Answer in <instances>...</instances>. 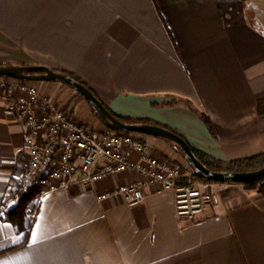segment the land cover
I'll return each mask as SVG.
<instances>
[{
  "label": "crops",
  "instance_id": "1",
  "mask_svg": "<svg viewBox=\"0 0 264 264\" xmlns=\"http://www.w3.org/2000/svg\"><path fill=\"white\" fill-rule=\"evenodd\" d=\"M0 63L70 73L116 117L162 126L216 161L264 154L263 0H0ZM32 83L43 94L56 85ZM16 95L0 92V264H264V181H200L191 170L182 178L219 198L191 223L176 216L172 189L149 186L128 207L98 198L135 175L83 186L76 174L34 198L19 231L8 193L28 151L4 98ZM146 142L183 166L166 141Z\"/></svg>",
  "mask_w": 264,
  "mask_h": 264
},
{
  "label": "built area",
  "instance_id": "2",
  "mask_svg": "<svg viewBox=\"0 0 264 264\" xmlns=\"http://www.w3.org/2000/svg\"><path fill=\"white\" fill-rule=\"evenodd\" d=\"M0 79L17 94L4 98L8 111L24 124L28 151L26 167L11 189L14 206L32 190H38L35 198L39 199L67 187L76 174L80 176L79 183L90 186L123 173L137 178L98 199L120 197L125 205L134 207L143 202L144 190L149 186L160 191L172 189L176 216L187 223L201 216L208 201L219 202L218 196L204 194L194 180H184L176 163L154 156L146 135L108 132L102 123L99 128L95 122L90 124L88 115H81L78 109L83 116L80 119L50 95H42L31 82ZM27 215L31 219L33 212Z\"/></svg>",
  "mask_w": 264,
  "mask_h": 264
},
{
  "label": "water",
  "instance_id": "3",
  "mask_svg": "<svg viewBox=\"0 0 264 264\" xmlns=\"http://www.w3.org/2000/svg\"><path fill=\"white\" fill-rule=\"evenodd\" d=\"M37 74V75H33ZM0 78L22 80L26 82H51L65 85L77 92L91 107L102 125L110 131L142 134L169 141L176 145L184 155L186 162L199 176L215 181L250 184L264 181V168L249 173L214 172L204 167L192 152L184 139L165 128L154 125H135L121 122L98 101V99L84 86L77 83L68 75L52 71L39 66L0 67Z\"/></svg>",
  "mask_w": 264,
  "mask_h": 264
},
{
  "label": "trees",
  "instance_id": "4",
  "mask_svg": "<svg viewBox=\"0 0 264 264\" xmlns=\"http://www.w3.org/2000/svg\"><path fill=\"white\" fill-rule=\"evenodd\" d=\"M0 67H13V66L0 63ZM18 67H23V66H18ZM62 74L68 75L70 78H72L73 80H75L77 83H79L82 86H84L86 89H88L98 99V101H100V99L97 97V95L84 82H82L79 78H77L76 76H74V75H72L70 73L62 72ZM33 75H37V74H33ZM19 81L26 82V81H22V80H19ZM100 103L109 111V109L101 101H100ZM92 112L94 113L93 110H92ZM109 113L112 116H114L115 118H117L118 120H120L121 122H124L126 124L154 125V126L162 127V126H159L157 124L150 123V122L144 121V120H136V121H134V120H128V119L118 118L115 115H113L110 111H109ZM258 113L259 114H262V113L264 114V111L261 112V111H259V108H258ZM96 117H97V115H96ZM200 118L202 119V121L204 122V124L208 127V129L211 130V123H210V120L208 119V117H206L204 114H200ZM162 128H164V127H162ZM106 130L108 132H111V133L112 132L113 133L120 132V131H116V132L115 131H110L108 129H106ZM170 132H172V131H170ZM172 133H174V132H172ZM174 134H176V133H174ZM176 135H178V134H176ZM179 137H181V136H179ZM164 141H166V140H164ZM166 142L168 144H170L174 149H176V151L184 158L183 153L181 152V150L176 145H174L173 143H171L169 141H166ZM191 150L194 153V155L196 156V158L199 160V162L204 167H206L208 170L214 171V172L249 173V172L258 171V170L264 168V154H260V155H256V156H252V157H248V158H244V159H240V160H236V161H231V162L224 163V162L216 161V160H214V159H212V158H210V157H208V156H206L204 154L198 153L197 151H195L192 148H191ZM192 175L195 177V179L200 180V181L221 183V181H215V180H212V179H208V178L199 176L194 171L192 172ZM259 183L260 182H258V183H250V184H245L244 186L245 187H254V186H256ZM38 194H39L38 190H32V191H30L28 196L21 197L19 199L18 205H16V207L14 208V210H12L8 214V217H7L8 220L19 231H22L23 230L22 227H23V224H24V217H25V212H26V206H28V204L31 201H33L34 198ZM8 195H10L12 197V199L15 198V194L12 193V192L11 193L9 192ZM262 195H264V192H262Z\"/></svg>",
  "mask_w": 264,
  "mask_h": 264
},
{
  "label": "rangeland",
  "instance_id": "5",
  "mask_svg": "<svg viewBox=\"0 0 264 264\" xmlns=\"http://www.w3.org/2000/svg\"><path fill=\"white\" fill-rule=\"evenodd\" d=\"M4 88H9L8 85H7V82L0 79V92H2V90ZM41 94H43V93H41ZM43 95H50L51 97H53V99L55 101H57L60 105H62V107H66V109L69 110V111L73 110L74 114L79 116V119L82 118L83 116L82 117L80 116V114L77 112V109L80 111V113L82 111L83 112L84 111L85 112L88 111V113H89L88 117L91 119L90 124L91 123L93 124V122H95V125L98 128L100 127L99 125L101 124V122L96 117V115L92 112L91 107L88 105V103L77 92H75L74 90L70 89L69 87H67L65 85H62V84H57L56 83L55 89H54V91L52 93L43 94ZM81 115H84V114H81ZM94 119H96L98 121H96ZM182 159H184V158L182 157ZM177 166L181 169L182 172L186 171V170H191L193 172L192 168L186 162L185 159H184V162H183V166H180L179 164H177ZM33 201H31V203H29L30 205L28 204V206H26V214L29 213L30 210L34 207ZM27 217H28V215H27Z\"/></svg>",
  "mask_w": 264,
  "mask_h": 264
}]
</instances>
